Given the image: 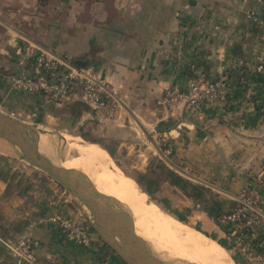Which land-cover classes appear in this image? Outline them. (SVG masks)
<instances>
[{"label":"crops","instance_id":"obj_1","mask_svg":"<svg viewBox=\"0 0 264 264\" xmlns=\"http://www.w3.org/2000/svg\"><path fill=\"white\" fill-rule=\"evenodd\" d=\"M8 1L14 0H0ZM90 3L91 42L57 45L24 34L1 17L7 8L0 7V110L48 131L75 132L83 140L90 136L119 172L135 182L142 175L145 188L138 187L143 192L163 197L174 191L167 201H155L170 215L165 202L178 210L190 208L195 219L199 206L211 217L232 210L234 198L264 163V6L257 0ZM23 40L80 60L106 79L120 100L113 117L97 121L80 91L56 105L12 90L11 78L29 73L18 62ZM198 74L229 80L227 104L159 120L164 92L183 89ZM96 131L100 136L95 138ZM162 140L172 147L169 157H160ZM21 163L0 153V264H15L4 239L25 233L38 242L37 264H100L104 259L123 264L102 242L79 246L44 222L53 215L80 222L86 215L56 183ZM219 232L239 264H264L263 256L244 253L227 231L220 227Z\"/></svg>","mask_w":264,"mask_h":264},{"label":"built area","instance_id":"obj_2","mask_svg":"<svg viewBox=\"0 0 264 264\" xmlns=\"http://www.w3.org/2000/svg\"><path fill=\"white\" fill-rule=\"evenodd\" d=\"M257 1L264 6V0ZM18 57L19 65L28 68L29 72L11 78L10 86L18 93L43 97L53 104L64 105L80 91L83 103L99 122L111 119L120 107L113 86L85 66L24 40L18 48ZM230 92L231 83L226 77L212 80L205 74H198L188 79L183 89H168L164 92L158 102L157 118L167 120L176 113L191 115L217 105L224 106ZM163 152L160 157L171 156L172 147L164 144ZM234 201L232 210L216 216L217 224L234 238L237 247L244 253H257L264 257V163ZM44 222L55 224L65 237L79 246L91 247L94 242L100 241L88 215L80 222L59 215L46 217ZM4 243L15 264H37L38 242L29 233L10 234ZM100 264L112 263L104 259Z\"/></svg>","mask_w":264,"mask_h":264},{"label":"bare ground","instance_id":"obj_3","mask_svg":"<svg viewBox=\"0 0 264 264\" xmlns=\"http://www.w3.org/2000/svg\"><path fill=\"white\" fill-rule=\"evenodd\" d=\"M63 139L78 157L63 163L58 160L60 166L83 173L98 193L125 204L130 212V229L149 243L163 261L168 264H235L220 246L161 210L141 188L115 172L109 156L98 144L85 143L78 138ZM40 143L41 149L53 158L50 151L54 149L49 146V140L42 138Z\"/></svg>","mask_w":264,"mask_h":264},{"label":"water","instance_id":"obj_4","mask_svg":"<svg viewBox=\"0 0 264 264\" xmlns=\"http://www.w3.org/2000/svg\"><path fill=\"white\" fill-rule=\"evenodd\" d=\"M74 63L84 66L80 60H75ZM45 135L60 136L61 134L43 130L0 110L1 154L25 162L41 171L66 190L79 205L85 207L94 233L123 264H168L154 253L149 243L130 229L129 220L119 205L109 197L98 193L83 173L52 163L54 159L62 163L68 160L59 159L61 149L57 146L56 140ZM42 138L49 140V146L55 152L54 159L49 158L41 149ZM72 153L75 154L74 159H76L78 156L75 152Z\"/></svg>","mask_w":264,"mask_h":264},{"label":"rangeland","instance_id":"obj_5","mask_svg":"<svg viewBox=\"0 0 264 264\" xmlns=\"http://www.w3.org/2000/svg\"><path fill=\"white\" fill-rule=\"evenodd\" d=\"M91 6L92 5L90 3V0H18L17 2L14 0L11 3L9 1L6 3L0 2V7L4 9L7 8V13H5L4 11L1 16L4 20H6V22L10 21L11 23H14L13 25H15L17 29L21 30L24 34H27L28 36H32V38L36 41L39 40L41 42H50L52 44L56 43V45L60 44L59 42H91L93 37L92 26L95 22L93 21L94 15H91ZM80 8L82 11L80 14H77L76 12H79ZM11 10L17 11V14L13 13V18L12 16H10ZM30 10H34V12L31 13ZM40 128L43 129L42 127ZM60 134L62 136L45 135V137H51L52 139L56 140L57 146H59V148L61 149L59 158L60 160L62 159V161L74 159L76 157L75 154L73 155V153H71L72 151L70 150L68 143L64 141L63 137L74 139L78 138L77 140H81L83 142L94 143L90 142V136H87L88 140H83L79 135L75 134V132H62ZM94 136L96 138L100 135L96 131ZM62 152L64 154L63 156ZM50 153L54 154L55 152L50 151ZM49 158L52 157L49 156ZM110 161L113 164V161L111 159ZM53 163L60 167L58 160L54 159ZM21 164L26 165L29 169L46 176L41 171L29 166L25 162H22ZM114 169L115 172H119L115 167ZM120 173L127 179L131 180L122 171ZM47 178L51 180L49 177ZM151 178H154V176H152ZM161 181H163V178L158 179V183H160ZM132 183L138 187V185L134 181H132ZM59 188L61 187L59 186ZM61 189L64 190L63 188ZM64 191L66 192L68 197L75 201V199L72 198V196H70L66 190ZM168 194L175 195V192L169 190L164 194V196L166 197H160L158 195L150 197V199L151 201L154 200V202H152L156 204L161 210H163L160 207L161 205L159 206L155 201L157 200L160 203L162 202V200L167 201ZM113 201L116 202L115 200ZM116 203L124 211L128 218L130 214L128 207L125 204H121L118 202ZM164 204H166V208L170 210L175 216L178 215L179 217L184 219L186 221L187 226H190L195 230L197 229L196 231L201 232L203 235L205 234L207 238H209L211 241L220 246L235 264H239V261L233 253V250H231L227 246L226 241L220 237V226L217 224L216 220L213 217L207 215L206 217L203 215L201 206H199L198 209L200 211L198 212L200 217H198V219H195L192 217L190 218V208L185 207V209L179 208L178 210V208H176L174 205H171L169 202H165ZM198 204L205 206V203L201 204V201H198ZM80 207L83 210L84 214L88 215V211L86 210V208L81 205Z\"/></svg>","mask_w":264,"mask_h":264},{"label":"trees","instance_id":"obj_6","mask_svg":"<svg viewBox=\"0 0 264 264\" xmlns=\"http://www.w3.org/2000/svg\"><path fill=\"white\" fill-rule=\"evenodd\" d=\"M85 139H88V137L87 136H85L84 137ZM128 177H130V176H128ZM141 177H142V175H139V176H137L136 178H135V180H136V182L135 183H137L138 185H140V186H142V187H144L145 188V186H144V184H143V182L141 181ZM131 178V177H130ZM250 180V179H249ZM147 181V180H146ZM145 190V189H144ZM150 195V197L152 196V195H154V194H149ZM153 202H154V200H152ZM218 215V214H217ZM216 214H215V216L213 217L215 220H216V216H217ZM178 220H180V221H183V222H186V221H184V219H182L181 217H179L178 215L177 216H175ZM90 229H91V227H90Z\"/></svg>","mask_w":264,"mask_h":264}]
</instances>
